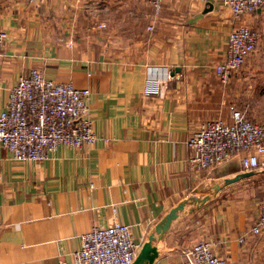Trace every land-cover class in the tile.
Masks as SVG:
<instances>
[{
	"label": "crops",
	"instance_id": "1",
	"mask_svg": "<svg viewBox=\"0 0 264 264\" xmlns=\"http://www.w3.org/2000/svg\"><path fill=\"white\" fill-rule=\"evenodd\" d=\"M240 23L257 30L258 47L223 83L215 64ZM0 28V111L35 67L91 88L97 135L41 161L0 145V264L71 260L83 233L115 220L131 225L138 253L155 233L152 264H193L188 251L202 238L233 264H264V239L249 231L264 155L250 170L239 156L195 170L188 143L206 121H230L232 107L264 119V7L234 20L225 0H163L159 13L147 0H0ZM147 74L160 78L159 93L145 91ZM181 201L159 237L156 224Z\"/></svg>",
	"mask_w": 264,
	"mask_h": 264
},
{
	"label": "built area",
	"instance_id": "2",
	"mask_svg": "<svg viewBox=\"0 0 264 264\" xmlns=\"http://www.w3.org/2000/svg\"><path fill=\"white\" fill-rule=\"evenodd\" d=\"M156 13L163 0H147ZM234 20L264 7V0H225ZM104 26L105 23H100ZM153 29V25H148ZM8 33L0 28V50ZM258 32L248 24H237L229 31L225 57L215 64L223 83L257 50ZM169 74V72H168ZM160 78L146 75L145 91L159 93ZM88 86L77 87L73 81H56L39 68L21 75L9 89L7 105L0 111V145L17 160H45L60 144L81 148L94 144ZM189 162L193 169H208L239 156L244 170L258 167L264 155V119L254 121L232 107L231 120L221 117L203 123L190 136ZM249 231L264 239V199L256 221ZM81 246L72 259L60 258L58 264H131L138 254L131 225L115 220L109 225H94L81 235ZM243 240V237H240ZM216 241L199 239L188 251L193 264H233L215 251Z\"/></svg>",
	"mask_w": 264,
	"mask_h": 264
},
{
	"label": "water",
	"instance_id": "3",
	"mask_svg": "<svg viewBox=\"0 0 264 264\" xmlns=\"http://www.w3.org/2000/svg\"><path fill=\"white\" fill-rule=\"evenodd\" d=\"M240 174L235 177L227 178V181H234L238 179ZM186 201H181L174 207H172L168 213L162 218V220L156 224L155 232L158 236L162 234L169 228L172 221L178 216L180 210L184 208ZM156 240L155 233L149 236V241H147L141 251L137 254L136 258L131 264H152L156 256L158 255L157 245L153 243Z\"/></svg>",
	"mask_w": 264,
	"mask_h": 264
}]
</instances>
